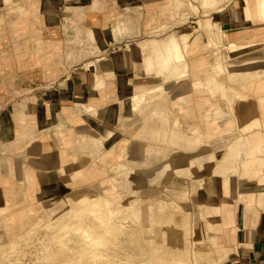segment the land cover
Masks as SVG:
<instances>
[{"label": "crops", "instance_id": "crops-1", "mask_svg": "<svg viewBox=\"0 0 264 264\" xmlns=\"http://www.w3.org/2000/svg\"><path fill=\"white\" fill-rule=\"evenodd\" d=\"M263 2L0 0V227L28 225L111 159L135 197V179L162 187L182 230L193 200L195 264H264ZM134 112L157 152L122 144Z\"/></svg>", "mask_w": 264, "mask_h": 264}, {"label": "bare ground", "instance_id": "bare-ground-1", "mask_svg": "<svg viewBox=\"0 0 264 264\" xmlns=\"http://www.w3.org/2000/svg\"><path fill=\"white\" fill-rule=\"evenodd\" d=\"M261 8L264 17V2ZM210 41L205 49L216 53L213 39ZM128 199L127 202L112 203L105 194L82 196L80 203L69 210L70 216L57 217L46 224L45 237L40 241L32 264H190L181 252V246L171 247L166 243L158 246L154 238H141L138 232L129 228L128 221H132L136 229L142 225V205ZM160 213L161 208L153 202L146 226L148 230L164 226ZM30 241L31 235L27 234L6 249L0 248V264L7 258L18 261L22 253L19 250L22 244H18ZM142 242L147 243L151 251L147 248V252ZM130 244L137 245L140 253L123 249Z\"/></svg>", "mask_w": 264, "mask_h": 264}, {"label": "rangeland", "instance_id": "rangeland-1", "mask_svg": "<svg viewBox=\"0 0 264 264\" xmlns=\"http://www.w3.org/2000/svg\"><path fill=\"white\" fill-rule=\"evenodd\" d=\"M219 8H214L212 10H217ZM203 11H205V13L202 11L203 15L201 18L203 19H208L210 21H212L209 17H208V13L212 10L210 9H202ZM185 13V15H183V17L181 18V21H186L188 15H200L199 12H197V14H193L190 11V14ZM189 19V18H188ZM199 21V20H198ZM197 21V24H198ZM164 26L163 29L155 32L154 34H158L161 32H164ZM167 34L164 36V38H166ZM203 36V35H202ZM162 38V39H164ZM214 50H217V48ZM212 52V51H211ZM210 54V53H209ZM221 54L223 55L222 58H225L228 60V51L226 48H221ZM189 53H187L186 56H188ZM211 56V60H213L212 55ZM187 62V57L184 58ZM230 61V60H229ZM231 63V61H230ZM228 63V64H230ZM188 64V62H187ZM236 64V63H235ZM231 69V68H230ZM187 71H189V69H187ZM155 78L152 77L151 80H149L150 82L148 83V86H152L155 82ZM230 80V79H228ZM169 82V81H167ZM231 82V81H229ZM171 83V82H170ZM170 83L166 84V86L170 87ZM172 87H170L169 89H171ZM168 99L169 102L171 101L172 97L174 95H171L170 93L168 94ZM170 106V104H169ZM151 109V108H150ZM148 109V111L150 110ZM146 111V112H148ZM172 115L171 116H167L164 115V118H168L171 119V117L173 115H175V111L172 110ZM145 112V113H146ZM144 113V115H145ZM143 114H140L139 112L135 113L134 115L131 117V120L126 119L125 122L129 123L132 122L130 124V126L127 127V129H125L123 126L124 124H122L119 127V131H121V133L123 134V138L127 139L125 140L122 144H129L128 142V138L131 139V143L130 145H142V144H152V149L156 150V152L158 151L157 149H155V141H152V143L150 142H144V137L143 136V119L145 118ZM154 116L159 117L160 115L155 114ZM153 118V117H152ZM166 118V119H167ZM156 119V118H155ZM128 120V121H127ZM158 146V145H157ZM161 146V145H160ZM166 146H164L165 148ZM126 148V146H125ZM122 145L120 148V155L119 157H116V161L118 159L123 160L124 156V151L126 150ZM125 159V158H124ZM153 163H155V159L153 158ZM119 167L118 169H113V161L110 159L106 164H104V169H99L97 175H92V177H89L88 179V183L85 184L84 186L80 187V185H78L77 187H75L74 189H72L71 191H68L66 194L62 195V197H60L59 199H53L51 201H46V202H41V204H39L36 208L37 211L35 212V216L33 217L32 221L28 224L25 225L24 227H22L21 229H6L5 227H0V248L2 249H6L7 247H9L11 245V243H13L16 239H18L21 236H26L27 234L31 235V241L26 244V243H19L18 245H21V249L22 253L19 255V260H9L8 258L4 261V264H32L33 263V259L34 256L36 255L37 249L40 245V241L45 237L46 234V229L45 226L47 223L49 222H54V220L57 217H67L70 216L71 214H68L69 210L76 207L79 203L80 200L82 199V196L84 195H102L105 194V197L109 198L110 202L112 203H117V202H127V200L129 201L128 198H131L132 201L139 203L140 205H142V220H141V224L139 227H137L136 229V225L134 223H132V221H128L126 224L129 226V228L131 230H133L135 233L138 234V236L141 238H149L152 237L155 239V243L156 245H162L163 243H166L168 246L174 247V246H181V252H183L184 257H187L190 260V264H195L196 262V258L193 257L191 250H190V244L192 246V249L195 251V249L193 248V244H192V237L195 239L196 236V208L195 205L192 204L193 200L191 198H189L187 200V204L185 210L189 213V219L191 224L194 227H187L184 228L183 230L180 227H176L175 223L172 222V211L170 209H168L165 205H163L160 201L161 197H160V192H164L165 190L161 187H156V188H152L148 185H150L149 183H147L146 180L144 179H140L141 181L135 179V182L132 183V188L135 186H140L139 191L136 193L138 196L143 197V199L141 197H135L134 196V191H130L128 189H126V184L125 181L128 178V175L130 174V169H128V167H126L125 165H123L121 162L118 163ZM159 165V164H158ZM153 169L157 168V166L155 164L152 165ZM155 166V167H154ZM149 167V169H152ZM137 175V176H136ZM136 175H134V177H139L138 175H141L140 173H137ZM133 177V178H134ZM177 184L175 182L170 183L168 186L173 188L175 187ZM185 187H187V185L184 183ZM113 194H111V192H113ZM166 192V191H165ZM167 193V192H166ZM65 196V197H64ZM153 202H155V204H158V207L161 208L162 213L158 214L161 218H162V222L164 224V226H158L156 227L153 231L152 230H148L146 228V226L149 223L148 220V212L150 211V208L152 207ZM152 203V204H150ZM141 228H145V230L143 231V229ZM166 230H164V229ZM147 229V230H146ZM167 231L166 237L163 236V234ZM149 232V234L147 233ZM152 233V234H150ZM148 234V235H147ZM196 241V240H195ZM146 242V241H145ZM142 242V247L144 248L145 246V250L148 252L149 250L151 251V247L145 243ZM134 246V247H133ZM195 246V243H194ZM149 250H148V249ZM123 249H128V250H134L131 252H135L136 254L140 253V248L137 245L134 244H130L127 246H124ZM139 251V252H138Z\"/></svg>", "mask_w": 264, "mask_h": 264}]
</instances>
